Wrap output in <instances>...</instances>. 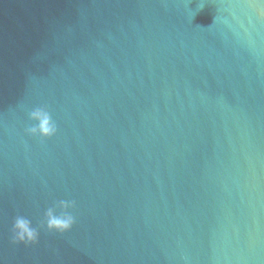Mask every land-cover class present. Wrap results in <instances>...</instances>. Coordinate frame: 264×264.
Wrapping results in <instances>:
<instances>
[{"label": "water", "instance_id": "1", "mask_svg": "<svg viewBox=\"0 0 264 264\" xmlns=\"http://www.w3.org/2000/svg\"><path fill=\"white\" fill-rule=\"evenodd\" d=\"M0 264H264V0H0Z\"/></svg>", "mask_w": 264, "mask_h": 264}, {"label": "clouds", "instance_id": "2", "mask_svg": "<svg viewBox=\"0 0 264 264\" xmlns=\"http://www.w3.org/2000/svg\"><path fill=\"white\" fill-rule=\"evenodd\" d=\"M29 119L36 123L27 127L26 132L30 136H39L42 140L57 134L58 127L52 119L51 113L46 107H36L29 113ZM75 201L60 200L54 206L49 207L44 213V220L40 227L48 232L64 234L69 232L76 224V217L69 212L75 209ZM39 229L32 226L30 219L18 215L12 226L13 244L34 245L39 241Z\"/></svg>", "mask_w": 264, "mask_h": 264}]
</instances>
